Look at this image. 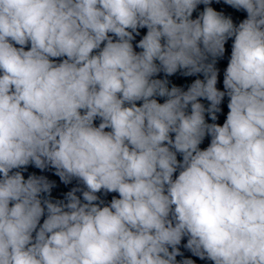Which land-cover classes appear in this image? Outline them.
I'll use <instances>...</instances> for the list:
<instances>
[{
	"label": "clouds",
	"instance_id": "1",
	"mask_svg": "<svg viewBox=\"0 0 264 264\" xmlns=\"http://www.w3.org/2000/svg\"><path fill=\"white\" fill-rule=\"evenodd\" d=\"M222 2L0 0V264H264V0Z\"/></svg>",
	"mask_w": 264,
	"mask_h": 264
}]
</instances>
